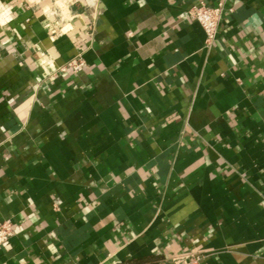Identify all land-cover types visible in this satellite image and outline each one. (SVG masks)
Masks as SVG:
<instances>
[{
  "label": "crops",
  "instance_id": "0c3cea01",
  "mask_svg": "<svg viewBox=\"0 0 264 264\" xmlns=\"http://www.w3.org/2000/svg\"><path fill=\"white\" fill-rule=\"evenodd\" d=\"M57 1L0 0V264H264V0Z\"/></svg>",
  "mask_w": 264,
  "mask_h": 264
},
{
  "label": "built area",
  "instance_id": "2783aa9c",
  "mask_svg": "<svg viewBox=\"0 0 264 264\" xmlns=\"http://www.w3.org/2000/svg\"><path fill=\"white\" fill-rule=\"evenodd\" d=\"M53 7L49 11L50 15L56 16L59 20L66 19L61 5L57 0H52ZM231 7H225L223 2H217L215 5H207L199 3L193 5L189 10V14L199 24L204 33L205 44L210 45L218 34V24L225 11H231ZM85 66V61L80 54H77L65 64L61 65L58 70L65 72L68 70L77 72ZM13 227L9 219L0 220V245L6 243L13 236ZM202 255L189 251L182 254L172 255L163 264H200Z\"/></svg>",
  "mask_w": 264,
  "mask_h": 264
},
{
  "label": "clouds",
  "instance_id": "9594fccd",
  "mask_svg": "<svg viewBox=\"0 0 264 264\" xmlns=\"http://www.w3.org/2000/svg\"><path fill=\"white\" fill-rule=\"evenodd\" d=\"M55 249H53V251H54Z\"/></svg>",
  "mask_w": 264,
  "mask_h": 264
}]
</instances>
